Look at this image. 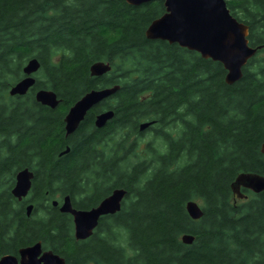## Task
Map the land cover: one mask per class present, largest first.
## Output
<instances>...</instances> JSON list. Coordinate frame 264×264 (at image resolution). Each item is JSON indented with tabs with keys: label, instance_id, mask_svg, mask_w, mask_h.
<instances>
[{
	"label": "trees",
	"instance_id": "1",
	"mask_svg": "<svg viewBox=\"0 0 264 264\" xmlns=\"http://www.w3.org/2000/svg\"><path fill=\"white\" fill-rule=\"evenodd\" d=\"M227 3L249 25L250 44L262 46L232 84L220 61L147 37L164 0H0V101L30 58L42 63L22 108L0 116V257L41 240L66 264H264V191L242 188L248 197L239 198L232 186L242 172L264 176V0ZM100 60L111 70L92 75ZM115 84L66 135L70 107ZM40 88L53 89L59 105L39 103ZM108 109L113 118L97 127ZM25 167L35 177L18 200L11 189ZM116 188L127 190L121 210L84 240L52 204L70 194L88 208ZM197 199L204 214L194 219L186 204Z\"/></svg>",
	"mask_w": 264,
	"mask_h": 264
},
{
	"label": "water",
	"instance_id": "2",
	"mask_svg": "<svg viewBox=\"0 0 264 264\" xmlns=\"http://www.w3.org/2000/svg\"><path fill=\"white\" fill-rule=\"evenodd\" d=\"M133 5H140L154 0H126ZM165 12L154 19L146 29L150 39L166 40L178 43L180 46L199 52L204 58L220 61L227 70L225 80L232 84L243 76V68L262 46L254 47L249 42V25L238 20L228 7L227 0H164ZM41 61L32 57L24 66L26 77L22 78L11 87L12 95H24L33 87L37 78L35 73L41 68ZM110 62L103 60L94 62L91 74L101 76L111 70ZM120 89L115 84L108 87L92 89L77 100L65 116L66 135L77 130L87 113L102 100L114 95ZM36 99L43 105L55 108L61 99L58 94L49 88H40L36 92ZM113 109L102 111L96 115L97 127H104L114 116ZM152 122L141 123L140 129L144 130ZM67 148L64 153H67ZM264 153V142L261 146ZM35 173L29 167L20 169L16 174V182L12 194L22 200L27 197ZM238 197H246L242 187L253 192L264 191V176L255 172H242L232 184ZM127 195L125 188H116L112 193L102 199L90 209H81L74 206L69 194L65 195L59 206L60 211L70 213L75 225L77 239L91 236L98 226L102 216L114 214L121 210L122 201ZM53 205L58 206L59 200H53ZM27 214L31 215L34 205H27ZM189 215L194 219L203 216V208L195 201L186 204ZM185 243L191 244L195 236L186 233L182 236ZM0 264H66V258L52 249L44 250L41 240L34 244L22 246L17 254H4Z\"/></svg>",
	"mask_w": 264,
	"mask_h": 264
},
{
	"label": "flooded vegetation",
	"instance_id": "3",
	"mask_svg": "<svg viewBox=\"0 0 264 264\" xmlns=\"http://www.w3.org/2000/svg\"><path fill=\"white\" fill-rule=\"evenodd\" d=\"M24 77H26V74L24 73L22 76H21V78L20 79H18V80H16L11 86H10V88L8 89V90H6V97H5V99H3L2 101H0V116L2 115V112H4V111H6L7 109H8V111H12V110H14V109H21L22 108V106L19 104L20 102L22 103L23 102V100L21 99L22 98V96H25L26 94H28L29 93V91L31 90H29L26 94H24V95H19V94H16V95H12L11 93H10V90H11V87L14 85V84H16L18 81H20L22 78H24ZM33 88V87H32ZM35 98H36V92H35ZM20 99L22 100V101H20ZM37 100V99H36ZM40 103V102H39ZM45 106H48V105H45ZM6 107H8L7 109H6ZM50 107V106H49ZM52 108V107H51ZM95 118H96V116H95ZM96 125V124H95ZM0 137H1V134H0ZM19 171V170H18ZM17 171V172H18ZM17 174V173H16ZM15 182H16V176H15ZM15 184V183H14ZM98 204V203H97ZM96 204V205H97ZM96 205H93V206H91V207H88V208H81V209H90V208H92V207H94V206H96ZM29 245H31V244H29ZM44 250H48V249H46V248H44Z\"/></svg>",
	"mask_w": 264,
	"mask_h": 264
},
{
	"label": "rangeland",
	"instance_id": "4",
	"mask_svg": "<svg viewBox=\"0 0 264 264\" xmlns=\"http://www.w3.org/2000/svg\"><path fill=\"white\" fill-rule=\"evenodd\" d=\"M104 61V60H103ZM105 62H109V61H105ZM111 64V63H110ZM145 122H150V121H145ZM145 122H143V123H145ZM152 132H153V130H150V131H148V132H146L145 133V135L144 136H142V144L140 145V147H141V149L142 148H145V146H146V140L148 141V139L149 138H151L152 136H153V134H152ZM132 139L134 140L135 139V136L134 137H132ZM240 198V197H239ZM242 198H245V197H242ZM54 199H58V200H60L61 199V194H57L56 193V196H55V198ZM202 208H203V202H202V200H199V199H197V200H195Z\"/></svg>",
	"mask_w": 264,
	"mask_h": 264
}]
</instances>
